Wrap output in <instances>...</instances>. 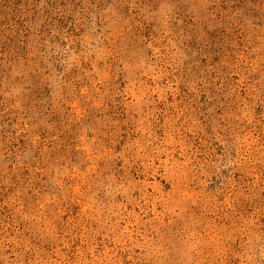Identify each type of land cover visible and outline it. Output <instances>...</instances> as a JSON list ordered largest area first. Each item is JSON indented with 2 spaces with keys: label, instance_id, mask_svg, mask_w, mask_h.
I'll use <instances>...</instances> for the list:
<instances>
[{
  "label": "rangeland",
  "instance_id": "1",
  "mask_svg": "<svg viewBox=\"0 0 264 264\" xmlns=\"http://www.w3.org/2000/svg\"><path fill=\"white\" fill-rule=\"evenodd\" d=\"M230 1L0 0V264H264V11Z\"/></svg>",
  "mask_w": 264,
  "mask_h": 264
},
{
  "label": "trees",
  "instance_id": "2",
  "mask_svg": "<svg viewBox=\"0 0 264 264\" xmlns=\"http://www.w3.org/2000/svg\"><path fill=\"white\" fill-rule=\"evenodd\" d=\"M228 3L231 6L228 10L224 9L225 13L229 11L238 13L241 9H244L243 7H246V5L248 4L253 8L254 11H264V0H253L252 3H248L246 0H231Z\"/></svg>",
  "mask_w": 264,
  "mask_h": 264
}]
</instances>
